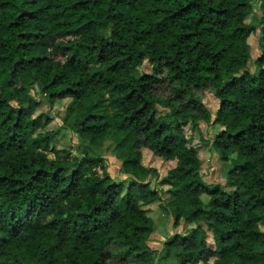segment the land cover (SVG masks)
<instances>
[{"label": "clouds", "instance_id": "1", "mask_svg": "<svg viewBox=\"0 0 264 264\" xmlns=\"http://www.w3.org/2000/svg\"><path fill=\"white\" fill-rule=\"evenodd\" d=\"M204 4L201 15L207 7L215 6L209 0ZM223 7L231 10L228 15L232 26L223 36L201 37L205 45L202 49L205 54L214 53L231 44L236 51L234 57L227 53L213 57L223 62L213 64L210 79L200 80L175 65L165 66L167 60L160 57L166 56V49L150 43L136 44L133 36L138 33L129 34L126 26L109 22L101 36L109 40L114 31L119 32L129 45L125 59L130 56L132 60L120 65L123 71L118 74L105 72L101 80L91 75L103 67L96 62L95 53L89 55L82 50L78 59L83 63L72 69L64 57L59 62L62 71L57 73L65 77L64 85L75 89L76 80L83 84L78 91L65 93V99L51 100L47 107L34 109L22 120L17 142L34 141L33 147L21 152L17 143L13 151H7L5 141L12 133L11 124L5 126L4 120L10 108L0 112V144L5 145L0 150V175L11 177L0 181V237L11 233L17 237L14 247L30 245L24 264H47L46 258L57 264L58 248L53 245L59 243L60 248H66L69 232L88 238V258L83 259L84 250L80 249L68 256L69 264H93L105 252L112 256L102 264H225L229 254L239 258L241 264H264V199L247 203L233 196L230 203L234 207L225 215L224 201L209 193V189L219 188L221 196L232 195L243 186L248 195L256 193L258 199L264 196V182L257 183L264 178V111L250 103L248 107L232 104V99H246L239 93L233 95L226 89L217 95L215 79L225 72L229 77L250 72L252 76L246 81L237 79L240 89L264 70V64L248 60L250 39L264 45V0H223ZM207 19L216 23L213 17ZM18 43L15 41L13 50ZM52 51L49 48L46 54ZM123 51L113 52L110 62L115 63ZM153 68L160 69L159 74L152 72ZM47 71L51 74L52 70ZM146 72L155 80L145 83L146 91H139L140 77ZM49 83L48 77H32L25 83L20 76L15 91L7 84L0 86V100H7L11 108L28 105L35 93L42 92L47 98L55 90L43 91ZM109 84L121 86L119 95ZM132 91L135 95L131 101H125L123 97ZM205 93L215 96L216 102L207 104ZM89 94L100 96L99 114L93 119H87L83 107V99ZM145 105L144 113L124 122L121 129L125 115L133 116ZM238 107L242 111H237ZM241 120L258 127L230 136L241 126ZM93 121L96 127L90 126ZM149 155L151 160L146 158ZM113 159L123 165L119 171L111 164ZM246 161L247 166L240 167ZM37 165L46 171L60 167L66 170L55 178L41 173L29 186L28 178L36 175ZM17 176L25 180L24 191L13 198ZM29 203H33L32 209H28ZM252 204H256V211ZM98 205H102L99 219L74 223L85 206L91 210ZM9 208L15 212L14 218L11 213L3 214ZM65 216L72 222L63 223ZM112 231L122 235L123 241L112 239Z\"/></svg>", "mask_w": 264, "mask_h": 264}, {"label": "trees", "instance_id": "2", "mask_svg": "<svg viewBox=\"0 0 264 264\" xmlns=\"http://www.w3.org/2000/svg\"><path fill=\"white\" fill-rule=\"evenodd\" d=\"M209 3H214L215 6L207 7V12L201 15L205 7L204 0H63V2L61 0H0V86L7 84L9 89L15 91L16 80L20 76L24 77L25 83L32 77H48L50 83L43 91L47 92L49 89H55L47 98L43 97L42 92L35 93L28 105L16 108H11L7 104V100H0V112L10 108V111L6 113L7 119L4 120L5 126L11 124L9 131L12 133L9 140L5 141V144L8 145L7 151H13L17 143L20 145L19 151L21 152H26L27 149L35 145L36 142L34 141L17 142V137L20 131L23 130L22 120H26L31 111L41 105L35 98L36 95L47 102L58 98L65 99V93H74L83 84V81L76 80L77 87L75 89L64 85L65 77L57 74L62 71L59 62L64 57L68 58L67 66L72 69L83 63L82 60L78 59L82 54V50L87 51L89 55L95 53L96 62L103 67L93 71L91 75L94 79L99 77L101 80H103L105 72L118 74L119 71H123V68L119 66H126L132 60L130 56L125 59L129 45L123 42L125 37H122L119 32L114 31L112 33L113 38L109 40H105L101 36L102 29L109 22L126 26L129 34L138 33L133 36V41L136 44L150 43L153 46L159 45L161 49H166V56L160 57L162 61L167 60L165 66L175 65L176 69L194 74L195 78L200 80L212 78L213 64L223 62L222 59L219 61L213 60V57L221 58L226 53L234 57L236 49L232 48L230 44L229 48H218L214 53L208 52L205 54L203 52L202 46L205 45L201 37L205 35L209 38L223 36L225 30L232 26V19L228 15L231 10L223 7V0H209ZM207 17L215 18L216 23L207 19ZM192 22H194V25ZM244 31L246 30L236 29V32ZM53 33L55 34L53 35ZM67 37H74L75 39L67 40ZM15 41H19V43L16 44L13 50L12 46ZM248 46L250 47L249 41ZM49 48H53L54 51L46 54ZM121 49L124 51L120 52L119 59L115 63H111L110 56L112 53ZM261 49L263 53L255 60L257 65L264 64V45H261ZM185 56H192L194 59H181ZM141 58H143V52H141ZM249 58L250 53L248 54V60ZM182 64H186L187 67L181 68ZM48 69L52 70L51 74L47 71ZM151 71L159 74L160 69L153 68ZM251 76L250 72L245 71V74L240 77H229L226 72L222 76L215 77L219 89L217 95L226 89L233 95L239 93L246 99H232L230 101L232 104H243L244 107H248L250 103L251 106L264 111V70L260 72L259 77H252L246 87L237 89V79L244 82L247 77ZM153 80H155V77L146 72L140 77L142 87L138 90L146 91L145 83ZM58 81H61V83H58ZM108 86L112 92L119 95L118 89L121 86H113L112 84ZM196 88L200 90V85L197 84ZM20 91L23 92L25 89L21 88ZM134 95L135 91L129 92L123 99L131 101ZM76 99H79V97H76ZM99 104V94H89L83 99V107L88 112L87 119H93L99 114ZM145 107L147 105L139 108L133 116L125 115L124 121L121 122V129L124 128V122L134 121L136 116L144 113ZM220 107L222 109L223 105H220ZM237 111H242V109L238 107ZM153 116H155V113H153ZM49 120H51V117H49ZM100 120L102 122L104 117L101 116ZM32 123L35 125L37 122ZM240 123L241 126L234 133H229L230 136H240L258 127L255 123H248L246 120H241ZM245 124H247V128L244 127ZM90 126L96 127V121H93ZM102 126L107 127L106 124ZM123 138L124 133L122 131L121 140ZM261 143H264V141H261ZM4 147V144H0V150ZM246 166L247 161L245 165L240 167ZM65 170V167H60L56 171H46V169L37 165L34 169L36 175L28 178V184L31 186L32 181H36L41 173L55 178L58 172ZM10 179L9 176L0 175V181L6 182ZM262 182H264V178L257 182L258 186ZM14 183L16 187L12 192L13 198H15L16 193L24 191L25 180L17 176ZM112 187L114 185H108V188ZM209 193L224 201L223 211L225 215L234 207V204L230 203L233 196L247 203L253 201L259 203V200L264 199V196L258 199L256 193L248 195V189L243 186L239 192L232 195L224 194L221 196L219 188L209 189ZM107 202L105 200L104 204H107ZM101 207L102 205H98L96 208L89 210L85 206L84 210L78 213L80 219L74 223L85 224L93 217L99 219L97 214L100 212ZM32 208L33 203H29L28 209ZM252 209L253 211L257 210L256 204H252ZM27 211L26 209L25 214H27ZM9 213H11L12 218L16 215L11 208L3 214L8 215ZM69 222H72L71 217H63V223L67 224ZM228 222L231 223L230 218ZM110 236L112 239L121 241L124 239L116 231L110 232ZM16 239L17 237L12 236L11 233L6 237H0V241L3 242L0 245L3 249L0 252V264H24V258L28 254L30 245L25 244L22 247H14L13 242ZM46 244L47 242H45V246ZM87 244V237L82 239L81 235L69 232L66 248H60L59 243L53 245V247L58 248L55 253L57 264H69L68 256L80 249L84 250L83 259H87ZM77 245L80 246L79 249ZM36 247L39 248L40 244L38 243ZM111 256V252L100 253L99 258L93 264H102L104 260L111 258ZM12 257H15V259ZM232 257L234 261L226 257L225 264H241L239 258ZM46 259L47 264H53L52 259ZM37 264H40V262L38 261Z\"/></svg>", "mask_w": 264, "mask_h": 264}, {"label": "rangeland", "instance_id": "3", "mask_svg": "<svg viewBox=\"0 0 264 264\" xmlns=\"http://www.w3.org/2000/svg\"><path fill=\"white\" fill-rule=\"evenodd\" d=\"M249 44H250V48H251V52L250 53V58L249 61L252 60H256L262 53L263 50L261 49V45L259 44L258 41L254 40V39H250L249 40ZM35 98L41 103L40 107H47V105L49 104V102H47L45 99H43L42 97L36 95ZM205 102L209 105H212L216 102V98L211 94V93H205ZM147 159L151 160V156H147ZM111 164L114 166V169L116 171H119V169L122 167V165L120 164V162L116 159H113L111 161ZM160 166V165H158ZM204 171H207V167L204 169ZM228 258L232 261H234V258L229 255Z\"/></svg>", "mask_w": 264, "mask_h": 264}]
</instances>
